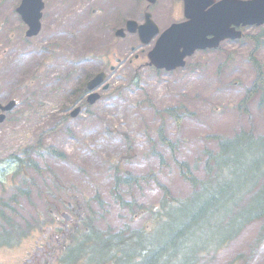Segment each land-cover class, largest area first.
I'll return each instance as SVG.
<instances>
[{"label": "rangeland", "instance_id": "rangeland-1", "mask_svg": "<svg viewBox=\"0 0 264 264\" xmlns=\"http://www.w3.org/2000/svg\"><path fill=\"white\" fill-rule=\"evenodd\" d=\"M18 3L0 0V34L7 49L0 61V97L17 100L0 125V199L7 200L22 181L13 174L12 155L41 138L42 146H54L67 156L64 161L45 152L34 155L67 188L58 196L84 203L98 195L107 210L94 205L97 225L118 228L129 217L111 197L114 167L134 175L155 173L172 195L185 197L190 187L173 158L201 160L204 150L217 149L214 137L240 130L264 137V25L247 32L258 38V46L249 38L225 41L214 51L195 52L182 69L165 73L146 64L150 45H141L134 35L114 36L126 21H142L144 0H45L41 32L26 42L15 15ZM178 8L174 0H158L149 10L162 30L182 16ZM113 53L121 63L108 74L109 87L96 90L100 98L94 104L83 105L84 83L113 64ZM251 55L257 61H250ZM76 106H81L80 114L67 118ZM169 107L182 112L181 118L161 114ZM162 121L171 148L158 143ZM30 174L43 189L42 179ZM123 189L122 196L139 205H156L162 194L151 178L128 195ZM36 193L32 191L31 203L19 198V207L14 205L13 219L27 224L24 238L19 242L15 237L12 250L0 249V264H20L47 229L48 222L29 231L36 215L46 219L44 200ZM202 264H264V224L249 225Z\"/></svg>", "mask_w": 264, "mask_h": 264}, {"label": "trees", "instance_id": "trees-1", "mask_svg": "<svg viewBox=\"0 0 264 264\" xmlns=\"http://www.w3.org/2000/svg\"><path fill=\"white\" fill-rule=\"evenodd\" d=\"M214 139L217 150L206 152L203 178L194 175L188 165L179 164L192 187L185 197H175L161 185L162 196L156 205H139L132 197L127 201L122 188L128 195L148 175L134 176L114 167L111 197L118 208L127 211L129 220L118 228H101L90 203L70 236V245L59 257L60 264H202L247 226L264 222V137L240 131ZM23 154V159L16 158L18 170L28 157L26 150ZM150 178L156 181L155 175ZM16 193L28 197L29 188L17 187ZM17 194L10 200L16 202ZM92 200L105 210L98 195ZM14 208L8 203L9 214ZM11 220L8 217V226L13 224Z\"/></svg>", "mask_w": 264, "mask_h": 264}, {"label": "water", "instance_id": "water-1", "mask_svg": "<svg viewBox=\"0 0 264 264\" xmlns=\"http://www.w3.org/2000/svg\"><path fill=\"white\" fill-rule=\"evenodd\" d=\"M150 3L155 0H147ZM211 0H184V14L189 20L180 24H173L164 31L149 58L157 68L175 69L183 66L184 57L191 55L195 49L216 47L219 41L229 37L237 38L240 34H232L229 29L231 24H256L264 22V0H251L247 2L237 0H222L214 4L208 11H204ZM42 0H22L17 11L23 21L29 27L28 36L37 34L40 28ZM130 31H138L140 40L148 43L157 33V26L151 21L150 15L146 14L143 25L138 26L135 22H128ZM122 36L121 31L116 32ZM207 36H213L206 40ZM182 49V51H180ZM103 80V74L97 75L89 84L92 89ZM95 95L89 96V102L93 103ZM77 111H75L76 113Z\"/></svg>", "mask_w": 264, "mask_h": 264}, {"label": "flooded vegetation", "instance_id": "flooded-vegetation-1", "mask_svg": "<svg viewBox=\"0 0 264 264\" xmlns=\"http://www.w3.org/2000/svg\"><path fill=\"white\" fill-rule=\"evenodd\" d=\"M19 2H20V0H19ZM178 6H179L178 9H181V8H180V5H178ZM143 19H144V14H143V16H142V18H141V20H142L141 23H143ZM17 20H18V24H19V26H20L22 29L26 28L25 25H24V24L22 23V21L20 20V18H19L18 15H17ZM24 31H25V29H24ZM128 35L130 36V34H128ZM124 37H125V36H124ZM123 39H124V38H123ZM2 50H5V49H2ZM131 50H134V47H133V46L131 47ZM112 55L114 56L115 54L113 53ZM115 60H116V61H119V59H117V58H115ZM63 66H65V63L63 64ZM111 66H112V65L109 64V65H108V68H107V69H104V70H106V71H107V70H108V71H114L115 69L113 70V67H111ZM110 69H112V70H110ZM101 71H102V70H101ZM86 82H87V81H86ZM86 82H85L84 84H86ZM0 104H1V103H0ZM80 109H81V108H80ZM47 246H48V245H47ZM40 251L43 252L44 250L41 249ZM43 254H44V253H43ZM44 255H45V254H44ZM38 256H39V252L36 254V257H38ZM33 262H34V260H33Z\"/></svg>", "mask_w": 264, "mask_h": 264}]
</instances>
